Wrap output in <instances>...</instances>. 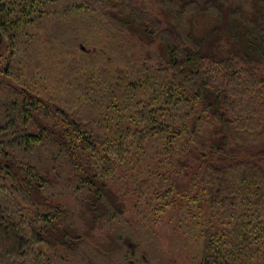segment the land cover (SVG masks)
Here are the masks:
<instances>
[{
	"label": "trees",
	"instance_id": "16d2710c",
	"mask_svg": "<svg viewBox=\"0 0 264 264\" xmlns=\"http://www.w3.org/2000/svg\"><path fill=\"white\" fill-rule=\"evenodd\" d=\"M80 1L0 0L1 35L22 36L0 80V264H43L42 246L98 259L97 234L110 245L128 240L135 259L139 229L157 208L139 200L143 210L128 217L117 170L137 176L164 209H185V228L202 245L198 264H264V0H152L149 8L139 0ZM64 5L156 45L165 64L149 101H134L137 109L119 118L120 137L36 96L23 68L11 66L22 51L30 61L22 32L49 26ZM205 16L217 22L200 36ZM221 65L229 86L209 75ZM240 65L252 69L251 81L235 72ZM134 160L148 163L134 172Z\"/></svg>",
	"mask_w": 264,
	"mask_h": 264
},
{
	"label": "rangeland",
	"instance_id": "374dc122",
	"mask_svg": "<svg viewBox=\"0 0 264 264\" xmlns=\"http://www.w3.org/2000/svg\"><path fill=\"white\" fill-rule=\"evenodd\" d=\"M151 1L139 0V4L149 8ZM84 2L85 0H81L78 3L83 5ZM67 6L64 5L62 8L65 14L58 20L53 18L49 26L37 23L29 27L27 32H22L27 33L22 43L32 44L31 47L27 45L30 48H28L30 61L26 59L23 63L21 56L25 58L27 56L22 51L15 58L12 56L11 66L14 71L18 69V66L23 68L24 78H27L28 84L32 85L36 96L59 106L74 119L96 118L101 126V133H109L112 138L120 137L115 130L116 125L119 126V118L126 116L131 108L133 111L137 109L136 106H132L134 101L141 103L149 101L154 93L151 86L159 81V78L155 79L154 75L164 77L165 64L160 59L161 56L155 54L158 51L156 45L148 46L141 43L128 32L119 33L98 14L85 15V11L76 8L70 12ZM159 12L158 9L154 11L160 16ZM15 17L16 15L13 16ZM216 22L217 20L212 16L202 18L198 24L200 36L212 31ZM15 32L18 30L13 29L10 33ZM0 36H2L0 37L2 39L0 43L1 80L2 73L11 60V53L16 50L15 43L18 44L22 36L20 34L10 36L4 32L2 35L0 33ZM29 38L33 41L31 42ZM27 66L29 68L26 69ZM227 72L222 65L212 66L209 75L212 79L216 78L218 84L229 86L231 82L225 76ZM235 72L247 78V81L253 78L252 69L248 66L240 65V69L237 68ZM17 77L13 78L15 82H18ZM138 87L140 88L136 89ZM149 152L154 154L153 151ZM43 153L36 152L37 155ZM147 163L134 160L132 170L143 171L145 169L143 166L145 167ZM133 171H130V174ZM116 176L115 190L127 204L128 217L137 218L136 212L143 210L137 206L139 200L144 201L145 209H148V204H154L157 208V215L154 217L149 211L142 229H139L137 235L144 242L137 257L133 259L129 255L134 247L128 240L110 245V242L109 244L102 242V236L97 234L100 248L95 251L101 250L98 259L92 256L91 251H86L84 257L69 258L61 250L42 246L38 250L40 262H44L43 264H95L96 261L100 264H198L202 245L185 228L182 221L185 209L182 210L180 207L164 209V203L150 190V187L142 189V186L137 185L135 175H124L121 170H117ZM102 231L106 232V228L103 227ZM111 235L113 236V232ZM145 247L150 252L148 257L144 253ZM108 250H117L120 254L117 255L116 251H113L112 258L107 261L102 254L106 253L103 251L108 252ZM108 256L109 252L106 257Z\"/></svg>",
	"mask_w": 264,
	"mask_h": 264
},
{
	"label": "water",
	"instance_id": "95a60500",
	"mask_svg": "<svg viewBox=\"0 0 264 264\" xmlns=\"http://www.w3.org/2000/svg\"><path fill=\"white\" fill-rule=\"evenodd\" d=\"M2 39H0V43H1Z\"/></svg>",
	"mask_w": 264,
	"mask_h": 264
}]
</instances>
